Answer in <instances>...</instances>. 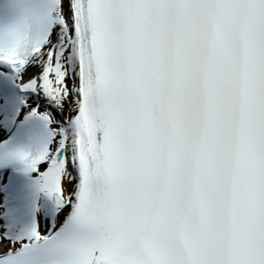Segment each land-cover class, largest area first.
<instances>
[{
  "label": "snow or ice",
  "instance_id": "1",
  "mask_svg": "<svg viewBox=\"0 0 264 264\" xmlns=\"http://www.w3.org/2000/svg\"><path fill=\"white\" fill-rule=\"evenodd\" d=\"M0 264H264V0H0Z\"/></svg>",
  "mask_w": 264,
  "mask_h": 264
}]
</instances>
